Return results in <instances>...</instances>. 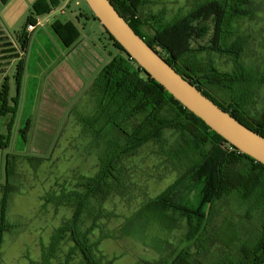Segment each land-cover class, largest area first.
<instances>
[{
  "label": "rangeland",
  "instance_id": "1",
  "mask_svg": "<svg viewBox=\"0 0 264 264\" xmlns=\"http://www.w3.org/2000/svg\"><path fill=\"white\" fill-rule=\"evenodd\" d=\"M34 1L11 0L6 6L0 2V23L11 32L0 26V39H4L0 41V50L11 47L16 50L11 54H0V84L6 75L11 77L12 97L17 96L13 78L16 65L22 57L26 60L19 111L14 118L10 144L7 148L0 146V204L7 182L8 163H13V157H16L15 170L10 175V183L15 190L11 194L7 214L11 232L5 234L0 264H44L43 248L50 245L56 230L74 212L69 206L46 204V199L51 194L59 195L63 189L81 190L79 185L83 179L95 177L100 171L105 144L96 138L86 121L97 112L93 85L103 68L119 53L98 21L85 17L78 19L82 9L88 14L84 0H65L55 14L45 18L48 22L42 23L31 34L24 54L16 37L33 14ZM204 1L208 0H148L140 12L143 18L162 15L166 23H172ZM61 9L66 13L63 14ZM249 12L248 17L234 21L236 33L222 46L228 50L234 44H240L243 49L240 62L248 72L247 81L243 85L240 84L243 82H237L231 91L216 84L209 85L208 92L223 103L235 105L253 120L262 118L264 114V84L261 82L264 77V0H252ZM55 21L63 26L73 21L75 25L74 31L79 38L68 48L52 28ZM207 25L210 32L202 39H194L195 49L211 46L214 19L211 18ZM5 42L12 46H5ZM4 56L13 59L1 60ZM199 58L205 65L213 64L223 74L235 71L232 56L203 52ZM10 104L14 105L12 101ZM240 105H247L246 110ZM11 119V116L0 119V135H8L7 124ZM140 120L132 121L127 125L128 129L132 130ZM164 139L165 152L151 142L134 156L124 159L119 165L122 184H118L107 199L98 198L92 202L94 216L104 215L98 221L99 228L91 236L92 241H100L99 250L109 260L116 258L114 264L156 262L170 256L175 248L181 250L186 246L185 222L176 230L169 231L155 223L139 220L123 231L125 224L145 204L173 186L186 170L176 167L166 154L177 147L179 135L168 130ZM30 157L41 160L29 161ZM218 209L220 215L214 232L219 231L222 239L231 236L229 230L222 229L227 219L238 225L244 237L259 229L256 221L242 218L244 210L234 198L231 203L221 202ZM91 214L86 215L84 230L94 222ZM72 246V242L65 241L51 264H64ZM225 252L228 250L223 243L217 241L212 253L201 257V261L211 264ZM71 264H83L82 256H77Z\"/></svg>",
  "mask_w": 264,
  "mask_h": 264
},
{
  "label": "trees",
  "instance_id": "2",
  "mask_svg": "<svg viewBox=\"0 0 264 264\" xmlns=\"http://www.w3.org/2000/svg\"><path fill=\"white\" fill-rule=\"evenodd\" d=\"M0 1L7 4L10 0ZM110 1L134 31L183 78L197 86L242 124L264 136V114L260 119L251 120L235 105L230 102L221 105L208 92L209 85L216 84L231 91L237 82H243L240 83L243 85L247 81L248 72L240 62V52L243 50L240 44L236 43L228 50L222 46L236 33L233 28L234 21L250 14L252 0L204 1L188 15L172 23H166L162 15L143 18L140 9L148 0ZM61 6L62 3L58 0H37L26 28L30 24L36 25L38 17H46L53 9ZM87 8L88 14L85 16L80 11L78 19L85 17L98 21L88 5ZM211 18L214 19L211 46L195 49L194 39H202L210 32L207 23ZM73 24L68 22L63 26L59 21L52 24L53 30L67 48L79 38ZM104 32L119 53L103 68L93 85L97 112L86 121L96 138L103 140L105 144L101 168L95 177L83 179L84 182L79 185L81 190L63 189L59 195L51 194L46 199V204L69 206L74 212L72 217L56 230L50 245L43 248V263L51 264L62 244L69 240L73 246L64 264H71L77 256H82L83 264H114L116 258L109 260L99 250L100 241H92V234L99 228L98 221L104 216L102 213L94 216L92 202L98 198L107 199L114 193L116 186L122 184L120 163L134 156L140 148L153 142L165 152L164 137L166 132L171 130L179 135V141L177 147L166 154L176 167L186 170L173 186L145 204L125 224L123 231L139 220L155 223L169 231L176 230L185 222L186 246L181 250L175 248L166 258L144 264H203L201 257H208L217 241L222 242L228 252L211 264H263L264 165L240 152L185 108L128 55L106 29ZM29 42L30 37L25 31L20 38V46L25 53ZM203 52L232 56L234 73L223 74L213 64L205 65L199 58ZM25 71L26 60L22 58L14 75L17 85L16 97H11L9 77L0 89V119L12 117L11 122L7 124L8 135H0L1 148H7L10 144L14 118L19 111ZM261 82L264 84V77ZM11 101L14 105L10 104ZM240 106L246 110L247 105ZM137 118H141L140 122L129 130L127 125ZM99 126L101 128H97ZM15 159L13 163H8L7 182L3 187L0 204V256L5 234L11 232L7 214L10 197L15 190L10 183V175L16 166ZM40 160L30 157L29 161ZM233 198L244 210L242 218L249 222L256 221L260 226L257 232L244 237L238 225L232 219H227L222 229L229 230L231 236L222 239L219 231L214 232L217 217L220 215L218 205L223 201L231 203ZM87 214L93 216L94 222L90 228L84 230Z\"/></svg>",
  "mask_w": 264,
  "mask_h": 264
},
{
  "label": "water",
  "instance_id": "3",
  "mask_svg": "<svg viewBox=\"0 0 264 264\" xmlns=\"http://www.w3.org/2000/svg\"><path fill=\"white\" fill-rule=\"evenodd\" d=\"M84 1L104 29L155 81L240 152L264 165V136L242 124L183 78L134 31L110 0Z\"/></svg>",
  "mask_w": 264,
  "mask_h": 264
},
{
  "label": "crops",
  "instance_id": "4",
  "mask_svg": "<svg viewBox=\"0 0 264 264\" xmlns=\"http://www.w3.org/2000/svg\"><path fill=\"white\" fill-rule=\"evenodd\" d=\"M10 1H11V0H10ZM10 1H9V2H10ZM36 1H37V0L34 1V4H35ZM58 1H61V3L64 2V0H58ZM68 1H71V0H68ZM68 1H67V4H68ZM0 2H1V1H0ZM9 2H8L7 4H3V5L6 6V5L9 4ZM1 3H2V2H1ZM48 3L51 5V3H50L49 1H48ZM65 3H66V2H65ZM34 4H33V5H34ZM67 4H66V5H67ZM66 5H65V6H66ZM77 5H80V2H79V1H77ZM65 6H64V7H65ZM63 9H64V8H63ZM63 9H61V11H62V13L64 14V13H66V12H65V10H63ZM56 11H57V9H56V10L53 9V12H52L50 15L46 16V17L51 16L53 13L55 14ZM81 12H82L85 16L87 15V13H86L85 10L82 9ZM79 13H80V12H79ZM46 17H38V18H37V20H38L37 27H38V26H41L42 23H46V22H48V20H47L48 18L45 19ZM44 19H45V20H44ZM86 19H87V18H86ZM79 20H80V19H79ZM87 20H88V19H87ZM55 22H56V21H55ZM55 22H53V23H55ZM72 22H73V21H72ZM53 23H52V24H53ZM0 26H1V28H2L4 25L0 23ZM4 27H5V26H4ZM2 29H3V28H2ZM5 30H6L7 32H10V31L7 30V27H5ZM25 31L27 32L28 36L31 37V34H33L36 30H35L33 33H30V32L27 30L26 26H25V27L23 28L22 32H21L19 35H17V37H16V40L18 41V44H19V45H20V38H21V35H22ZM10 33H11V32H10ZM3 40H4V39H0V41H3ZM9 45L12 46V44H10L9 42H8V43L5 42V46L9 47ZM7 47H6V48H7ZM20 47H21V46H20ZM16 49H18V47H16ZM14 51H16L15 48H14V47H11L10 49L0 50V54H5V55H6V54H9V53L11 54V52H14ZM26 53H27V52H26ZM26 53L24 52V54H26ZM22 58H25V57H22ZM22 58H21V59H22ZM7 59H13V58H12V57L4 56L3 59H1V60H7ZM16 59H17V58H16ZM21 59H19L18 63L20 62ZM18 63H17V65H18ZM17 65H16V68H17ZM13 75H15V74H13ZM7 77L10 78V83H11V77H10L9 75H6V76L3 78L2 83L0 84V89H1V86H2V84L4 83V81H5V79H6ZM13 78H14V77H13ZM11 89H12V86H11ZM11 97H12V96H11Z\"/></svg>",
  "mask_w": 264,
  "mask_h": 264
},
{
  "label": "built area",
  "instance_id": "5",
  "mask_svg": "<svg viewBox=\"0 0 264 264\" xmlns=\"http://www.w3.org/2000/svg\"><path fill=\"white\" fill-rule=\"evenodd\" d=\"M37 29V24H30L27 28V30L30 32V33H33L35 30Z\"/></svg>",
  "mask_w": 264,
  "mask_h": 264
},
{
  "label": "flooded vegetation",
  "instance_id": "6",
  "mask_svg": "<svg viewBox=\"0 0 264 264\" xmlns=\"http://www.w3.org/2000/svg\"><path fill=\"white\" fill-rule=\"evenodd\" d=\"M217 102H219L221 105L223 104V102L219 101L218 99H215Z\"/></svg>",
  "mask_w": 264,
  "mask_h": 264
}]
</instances>
